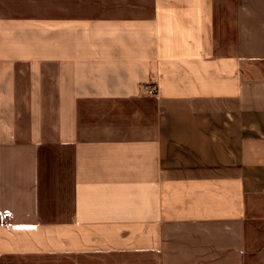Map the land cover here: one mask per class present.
<instances>
[{
  "label": "crops",
  "instance_id": "crops-1",
  "mask_svg": "<svg viewBox=\"0 0 264 264\" xmlns=\"http://www.w3.org/2000/svg\"><path fill=\"white\" fill-rule=\"evenodd\" d=\"M0 264H264V0H0Z\"/></svg>",
  "mask_w": 264,
  "mask_h": 264
},
{
  "label": "built area",
  "instance_id": "built-area-1",
  "mask_svg": "<svg viewBox=\"0 0 264 264\" xmlns=\"http://www.w3.org/2000/svg\"><path fill=\"white\" fill-rule=\"evenodd\" d=\"M149 92L152 94V93L154 92V88L152 87V88L150 89V91H149ZM5 216H6V217H8V216H9V214H8V213H6V214H5Z\"/></svg>",
  "mask_w": 264,
  "mask_h": 264
}]
</instances>
